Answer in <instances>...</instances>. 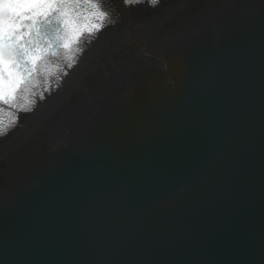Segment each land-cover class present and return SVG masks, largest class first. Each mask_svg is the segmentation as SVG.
<instances>
[{
  "label": "water",
  "instance_id": "95a60500",
  "mask_svg": "<svg viewBox=\"0 0 264 264\" xmlns=\"http://www.w3.org/2000/svg\"><path fill=\"white\" fill-rule=\"evenodd\" d=\"M101 6L19 42L0 264H264V0Z\"/></svg>",
  "mask_w": 264,
  "mask_h": 264
},
{
  "label": "snow or ice",
  "instance_id": "6c2138e0",
  "mask_svg": "<svg viewBox=\"0 0 264 264\" xmlns=\"http://www.w3.org/2000/svg\"><path fill=\"white\" fill-rule=\"evenodd\" d=\"M123 2L133 4L142 3L144 0H123ZM148 2L155 6L159 0H148ZM81 3L92 5L101 21L99 24L93 25V28L96 32L102 31L105 26L103 21L109 15L108 11L101 6L102 0H0V13L5 10L10 13V18L7 21L0 20V52L6 46H13V59L11 61H6L0 55V103L11 106L12 94L19 85L20 81L15 79L13 69L19 67L25 60L27 48L19 43L23 37L29 35L34 26H36L37 33L40 32V27L43 26L49 28L52 33L58 34V28L49 26L53 24L54 20L59 21V15L65 14L67 6H77ZM44 9H48V11H44ZM29 13H32V15H29ZM56 13H59V15H54ZM13 16L15 20L11 18ZM38 16H45L47 18L46 23L38 22L36 19ZM25 29H28V31H25ZM57 38H59L58 35ZM26 43L30 44L31 40ZM21 48L24 50L21 51ZM4 111L5 109L0 108V114ZM14 123L15 116H13V125ZM2 124L3 119L0 117V125ZM5 134V129L0 127V135Z\"/></svg>",
  "mask_w": 264,
  "mask_h": 264
},
{
  "label": "rangeland",
  "instance_id": "374dc122",
  "mask_svg": "<svg viewBox=\"0 0 264 264\" xmlns=\"http://www.w3.org/2000/svg\"><path fill=\"white\" fill-rule=\"evenodd\" d=\"M29 15H32V13H29ZM38 17H40V16H38ZM38 17H36V19L38 18ZM10 18V13L7 11V10H5L4 12H2V13H0V20H5V21H7L8 19ZM13 20H15V17L13 16V17H11ZM30 23V22H29Z\"/></svg>",
  "mask_w": 264,
  "mask_h": 264
}]
</instances>
